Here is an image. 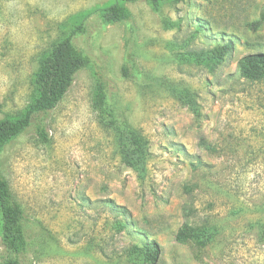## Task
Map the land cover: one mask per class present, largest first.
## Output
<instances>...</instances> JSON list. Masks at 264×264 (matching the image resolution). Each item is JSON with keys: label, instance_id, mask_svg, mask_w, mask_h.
Returning a JSON list of instances; mask_svg holds the SVG:
<instances>
[{"label": "rangeland", "instance_id": "374dc122", "mask_svg": "<svg viewBox=\"0 0 264 264\" xmlns=\"http://www.w3.org/2000/svg\"><path fill=\"white\" fill-rule=\"evenodd\" d=\"M114 1L0 0V121L24 115L62 39L73 34L87 58L58 106L0 154L25 264H135L129 252L145 239L160 251L145 264H264V80L238 70L243 57L264 54V24L250 26L264 0H184L159 11L139 0L122 4L129 19L104 24ZM229 41L218 65L190 58ZM114 118L148 142L142 178L121 162ZM127 219L131 232L118 231ZM186 224L211 231L205 247L175 241ZM3 252L0 239V264Z\"/></svg>", "mask_w": 264, "mask_h": 264}, {"label": "trees", "instance_id": "16d2710c", "mask_svg": "<svg viewBox=\"0 0 264 264\" xmlns=\"http://www.w3.org/2000/svg\"><path fill=\"white\" fill-rule=\"evenodd\" d=\"M139 0H115L114 4L103 10L104 24H113L129 19L130 15L122 6L123 3ZM155 11H159L165 3L179 4L184 0H148ZM264 24V14L260 21L251 24L257 30ZM79 27L78 29H81ZM73 34L57 43L50 54L44 59L41 69L36 75V96L26 108L20 118H9L0 121V154L4 148L15 138L21 135L32 123L34 117L54 110L64 99L73 86L75 74L87 65V58L80 53L72 43ZM231 41L224 45H216L212 50L198 54H190L191 60L202 65H218L224 58L233 52ZM240 75L252 81L264 80V54L247 55L238 62ZM103 85H99L95 92L94 106L102 110L105 100ZM108 114V113H107ZM112 127L114 144L121 162L136 172L139 178L146 173L149 158L147 140L139 130L128 123H121L115 118L108 122ZM44 136V130L39 132ZM113 212H120L126 216L127 212L121 206L109 205ZM125 222L117 223V230L131 232L132 226ZM208 229L195 228L189 224L184 225L177 233L175 241L178 244L195 243L199 248L205 247L211 238ZM0 239L4 250L2 264H25L23 258L27 251V242L24 228L21 225V211L13 203L9 185L2 173L0 160ZM159 247L156 242L145 239L144 245L133 246L129 258L135 264L154 263L159 256Z\"/></svg>", "mask_w": 264, "mask_h": 264}]
</instances>
